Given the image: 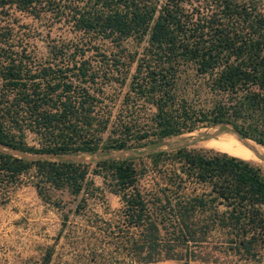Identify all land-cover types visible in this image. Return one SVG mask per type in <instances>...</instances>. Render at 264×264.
Returning a JSON list of instances; mask_svg holds the SVG:
<instances>
[{"label":"trees","instance_id":"trees-1","mask_svg":"<svg viewBox=\"0 0 264 264\" xmlns=\"http://www.w3.org/2000/svg\"><path fill=\"white\" fill-rule=\"evenodd\" d=\"M1 7L47 12L73 35L52 38L43 58L0 37V205L24 174L42 199L52 189L93 192L90 175H99L120 204L70 231L73 263L62 264H219L215 252L260 261L259 166L213 148L152 149L139 163L113 151L209 124L264 145V0H0ZM127 39L144 43L125 51ZM81 152L97 157L62 156ZM84 205L83 197L74 211Z\"/></svg>","mask_w":264,"mask_h":264},{"label":"rangeland","instance_id":"rangeland-1","mask_svg":"<svg viewBox=\"0 0 264 264\" xmlns=\"http://www.w3.org/2000/svg\"><path fill=\"white\" fill-rule=\"evenodd\" d=\"M3 34L4 36L9 35L8 39L12 43L29 48L42 58L47 56L46 45L52 38L73 35L47 12L33 16L13 7L0 8V37ZM143 43L135 44L131 39H127L123 44L125 51L132 52L139 50ZM101 46L107 50L115 49L107 41L102 42ZM132 67L133 64H131ZM221 134L237 140L242 145L246 144L247 147L255 144L264 146L251 140L242 141L227 126L209 124L191 131L164 136L158 141L148 142L135 148L116 150L113 153L117 157H134V161L139 163L140 159L137 156H141L153 148L186 146L224 151L208 143L210 139H220ZM27 141L33 143V137L28 135ZM76 156L94 159L97 154L81 152ZM246 159L264 170V160H262L264 159V150L257 157ZM90 176L98 187L93 192L84 190L77 194H71L66 189H52L48 192V199H42L31 184L30 176L22 175L20 182L10 192L8 200L0 205V264H45L42 260L46 250L50 247H53L54 251L52 261L46 264H62L65 259L73 263L71 260L73 255H70L71 250L66 245L69 238L73 240L71 237L73 232L70 233V231L84 225L86 219H89L87 217L91 218L93 212L105 218L110 216L112 210L120 204L118 196L109 190L99 175L91 174ZM83 197L85 198L84 210L77 213L74 211L75 206ZM64 214L67 219L63 225ZM67 232L70 237L65 238ZM72 245L71 242L70 246ZM213 254L219 264H264V250L260 261L253 263L234 262L220 253Z\"/></svg>","mask_w":264,"mask_h":264},{"label":"bare ground","instance_id":"bare-ground-1","mask_svg":"<svg viewBox=\"0 0 264 264\" xmlns=\"http://www.w3.org/2000/svg\"><path fill=\"white\" fill-rule=\"evenodd\" d=\"M226 136H222V134H221L220 139H217V140L216 139H210V140H208V143L215 145V146L219 147L220 149H222V150H224L230 154L237 155V156L242 157V158L257 157L258 154H260L264 150L263 149L264 146L261 147V146H258L255 144V145H250L249 147H247V146H245L246 144L242 145L237 140L230 138V137H226ZM262 160H264V159H262Z\"/></svg>","mask_w":264,"mask_h":264},{"label":"water","instance_id":"water-1","mask_svg":"<svg viewBox=\"0 0 264 264\" xmlns=\"http://www.w3.org/2000/svg\"><path fill=\"white\" fill-rule=\"evenodd\" d=\"M235 135H236V133L235 132H233ZM237 136V135H236ZM238 137V136H237ZM239 139H241L242 141H244V142H247V140H249V139H246V138H240V137H238ZM4 148V147H3ZM153 149H158V148H153ZM9 150L11 151V152H13L14 154H17V155H19V156H27V157H30L31 155L30 154H27V153H23V152H21V151H19V150H16V149H12V148H9ZM122 150H127V149H122ZM152 150V149H151ZM120 151V150H119ZM148 152V151H147ZM147 152H145V153H147ZM144 153V154H145ZM113 155H116L115 153H113ZM34 156V155H33ZM63 157H67V158H73V159H77L78 157L76 156V155H73V154H63L62 155Z\"/></svg>","mask_w":264,"mask_h":264},{"label":"crops","instance_id":"crops-1","mask_svg":"<svg viewBox=\"0 0 264 264\" xmlns=\"http://www.w3.org/2000/svg\"><path fill=\"white\" fill-rule=\"evenodd\" d=\"M153 264H181V263L175 259H163L156 261Z\"/></svg>","mask_w":264,"mask_h":264}]
</instances>
